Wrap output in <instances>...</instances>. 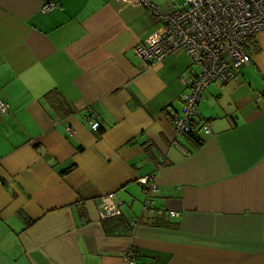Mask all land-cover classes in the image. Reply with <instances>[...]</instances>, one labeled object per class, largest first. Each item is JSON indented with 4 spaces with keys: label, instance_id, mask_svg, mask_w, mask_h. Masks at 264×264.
<instances>
[{
    "label": "crops",
    "instance_id": "0c3cea01",
    "mask_svg": "<svg viewBox=\"0 0 264 264\" xmlns=\"http://www.w3.org/2000/svg\"><path fill=\"white\" fill-rule=\"evenodd\" d=\"M47 1L0 0V264H123L129 247L133 264H264V30L181 135L169 110L196 67L135 54L160 24L142 0Z\"/></svg>",
    "mask_w": 264,
    "mask_h": 264
},
{
    "label": "built area",
    "instance_id": "2783aa9c",
    "mask_svg": "<svg viewBox=\"0 0 264 264\" xmlns=\"http://www.w3.org/2000/svg\"><path fill=\"white\" fill-rule=\"evenodd\" d=\"M147 10L155 15L160 24L151 36L134 47L141 59L152 62L169 53L184 51L196 67L190 76L182 78L186 90L181 95L182 111L169 110L177 134L193 135L191 123L196 115L202 92L212 82L226 84L239 68L250 62L244 43L260 30H264V0H168L161 8L142 0ZM56 6L54 0L47 1L42 12ZM8 111V105L0 99V115ZM90 128L97 130L99 123L89 121ZM209 133L208 124L201 126ZM160 158L157 166L163 163ZM145 194L142 211H154V196L158 192L156 175L148 174L138 179ZM113 194L100 197L105 217L120 216L119 203ZM170 215H177L169 211ZM134 224V220L130 221ZM134 250L126 249L123 264H133Z\"/></svg>",
    "mask_w": 264,
    "mask_h": 264
},
{
    "label": "trees",
    "instance_id": "16d2710c",
    "mask_svg": "<svg viewBox=\"0 0 264 264\" xmlns=\"http://www.w3.org/2000/svg\"><path fill=\"white\" fill-rule=\"evenodd\" d=\"M99 129V128H98ZM195 138H197L196 136H194ZM201 141L200 140H198V143H200ZM120 222L122 223L123 222V220L122 219H120ZM134 250V249H133ZM135 254V253H134ZM134 256V255H133Z\"/></svg>",
    "mask_w": 264,
    "mask_h": 264
},
{
    "label": "rangeland",
    "instance_id": "374dc122",
    "mask_svg": "<svg viewBox=\"0 0 264 264\" xmlns=\"http://www.w3.org/2000/svg\"><path fill=\"white\" fill-rule=\"evenodd\" d=\"M179 1V0H178Z\"/></svg>",
    "mask_w": 264,
    "mask_h": 264
}]
</instances>
